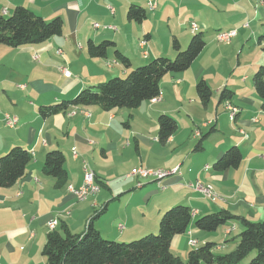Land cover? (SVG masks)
Wrapping results in <instances>:
<instances>
[{
  "label": "crops",
  "instance_id": "1",
  "mask_svg": "<svg viewBox=\"0 0 264 264\" xmlns=\"http://www.w3.org/2000/svg\"><path fill=\"white\" fill-rule=\"evenodd\" d=\"M238 4V0H0L4 17L17 7H26L47 22L63 21V35L45 43L21 48L0 45V157L16 146L33 157L26 175L13 187L0 190V264H47L42 251L51 233L48 224L56 219L54 231L66 227L73 234H83L92 221L104 238L131 242L159 231L166 211L186 205L193 222L172 242L173 253L183 261L206 243L216 244L217 255L237 248L240 226L202 232L195 227L201 217L227 210L253 222L264 221V112L250 84L259 66H251L245 75L249 63L242 66L238 61L236 76H224V58L234 46L239 49L245 44L250 30L243 27L242 18H234ZM132 6L145 10L142 23L128 20ZM222 19L227 23H221ZM213 27L218 28L216 36L238 30L231 49L216 45L215 37L208 39L188 71L163 78L158 99L136 110L105 111L90 106L50 118L40 115L41 106L71 100L106 78L125 77L158 57L174 58L175 40L183 49L192 36H205ZM89 41L115 43L131 67L126 69L116 60L114 49L105 59L91 58ZM63 68L71 73L69 78ZM201 79L213 91L207 108L196 92ZM223 88L234 92L229 104L239 110L235 121L226 104L220 105ZM163 114L179 125L165 144L158 135V119ZM6 115L18 119L14 128L6 124ZM128 121L129 128L124 125ZM208 133L204 149L197 150ZM233 146L241 150L242 164L216 172L213 164ZM54 150L66 158L68 182L63 188H56L55 180L43 172L45 156ZM86 166L94 171L101 189L78 202L69 188L82 186ZM138 168H179V173L160 181L129 176ZM197 181L213 186L217 198L209 200L189 187Z\"/></svg>",
  "mask_w": 264,
  "mask_h": 264
},
{
  "label": "trees",
  "instance_id": "2",
  "mask_svg": "<svg viewBox=\"0 0 264 264\" xmlns=\"http://www.w3.org/2000/svg\"><path fill=\"white\" fill-rule=\"evenodd\" d=\"M261 1L264 3V0ZM145 19L146 12L143 8H129V21L142 23ZM197 30L193 32L196 33ZM62 35L63 21L60 18L47 22L26 7H17L9 17L0 14V45L21 48L42 44ZM204 37V33L192 36L185 50L175 40L174 58L158 57L146 65L130 70L124 79L115 77L106 83L80 91L71 100L41 106L39 113L43 118H50L65 114L74 107L90 106H97L105 111L136 110L144 103L161 96L160 84L166 75L183 73L191 68L207 46ZM257 42L264 53V33L258 37ZM115 47V43L111 41L100 44L89 41L88 54L91 58L105 59L109 50L114 49L116 60L129 69L130 60ZM252 81L264 112V63L255 71ZM196 92L202 106L207 108L213 91L206 80L198 81ZM233 97L234 92L231 89L223 88L219 97L220 105L229 104ZM237 115L231 121H235ZM124 125L129 128L130 121ZM178 129V122L174 118L166 114L159 117L158 135L162 144ZM209 134L202 137L196 146L197 150L204 149L203 142ZM32 160L31 153L21 146L12 148L0 157V190L16 185L26 175ZM65 161V155L60 150L50 151L45 156L43 172L55 180L56 188L67 185ZM242 161L241 150L233 146L213 164V168L219 173L238 169ZM96 184L101 189L97 177ZM192 222V210L186 205H176L162 216L157 235H146L131 242H117L104 238L91 221L83 234H73L66 227H63L62 232L51 231L42 254L47 264H240L255 253L247 264H264V221L253 222L227 210L199 218L195 221V227L199 231L212 233L227 225L240 226L242 231L235 238L238 240L236 250L226 255H217L214 252L216 244L206 243L189 252L187 260L183 261L173 253L172 242L175 237L183 235Z\"/></svg>",
  "mask_w": 264,
  "mask_h": 264
},
{
  "label": "rangeland",
  "instance_id": "3",
  "mask_svg": "<svg viewBox=\"0 0 264 264\" xmlns=\"http://www.w3.org/2000/svg\"><path fill=\"white\" fill-rule=\"evenodd\" d=\"M239 4L238 7H236L234 18H242L241 23L243 24V27L245 29H250L248 32H246V35H248L245 44L242 46H239V49H236V47H233V50L229 57L226 55V58H224L223 66H224V76L227 77L226 79L230 77H235L238 70V61H240L241 65L244 66L245 63H249L247 65L248 68H245L246 70L244 73L245 75L251 70V66L256 67L262 65L264 63V53L262 51V47L258 44L257 39L260 35L264 33V3L261 0H238ZM226 17V16H224ZM227 17H229L227 15ZM262 19V22H261ZM223 21V22H222ZM221 23H227L225 19L221 20ZM218 31V28L213 27L210 29L208 34H205L206 43L209 42L211 37H215V44L218 46H223V48H229V44H220L216 39V33ZM236 32V35L238 33V30H233ZM255 32V33H254ZM254 33V34H253ZM239 34V33H238ZM235 35V37H236ZM209 39V40H208ZM188 45L183 48V50L187 49ZM240 49H243V51ZM228 57V58H227ZM235 69V70H234ZM240 71V70H239ZM123 79L126 78L122 77ZM112 79V78H110ZM109 78H106L105 81L101 83H106L110 80ZM237 79V78H235ZM250 84L254 87L252 77L250 79ZM128 110V109H125ZM137 170V169H136ZM133 170L131 174L134 172ZM156 171V170H155ZM130 174V175H131ZM128 177V176H127ZM95 195V194H94ZM92 196V195H91ZM77 200V199H76ZM78 201V200H77ZM79 202V201H78ZM239 230H241L239 228ZM239 231L237 230V234ZM158 231L154 233V235H157ZM142 239V238H141ZM255 253H252L246 260H244L240 264H247L248 261L254 257Z\"/></svg>",
  "mask_w": 264,
  "mask_h": 264
},
{
  "label": "built area",
  "instance_id": "4",
  "mask_svg": "<svg viewBox=\"0 0 264 264\" xmlns=\"http://www.w3.org/2000/svg\"><path fill=\"white\" fill-rule=\"evenodd\" d=\"M152 8H154V5L152 6ZM111 12H114V9H111ZM94 27L99 28V25L95 24ZM196 30H197V26L193 24L192 25V31H196ZM235 35H236L235 31L220 32L217 34L216 38H217V41L221 44H229L231 42V40L235 37ZM61 71H62L63 75L66 76L67 78H69L71 76V73L67 69L63 68ZM226 109L229 112L231 120H233L239 112V110L237 108L233 107L231 104H226ZM5 122L9 127L14 128L18 122V119L16 117L6 115L5 116ZM73 154H74V157L77 156L75 150H73ZM84 171H85L84 182H83L82 186H80L79 188H73V187L69 188L70 193L79 202L86 201L89 196L97 194L100 190V187L96 184V175H95L94 171L87 168V166L84 168ZM177 173H179V168H175L172 171H163V170H156L155 171V170H148L145 168H138L129 176H137L138 178H141L143 180L156 179V180L160 181V180H163L164 178L170 176L171 174H177ZM142 185H143L142 183H139L138 187H142ZM189 187L194 189V190L199 191L200 193H202L205 196V198H207L209 200L214 201L217 198V194H216L213 186H211V185H204L200 181H197L196 183L190 184ZM69 214L70 213H66L67 216ZM58 223L59 222L57 219L49 222L48 225H49L50 230L51 231L55 230ZM231 231H229V233ZM194 245H195V243L191 242V246H194Z\"/></svg>",
  "mask_w": 264,
  "mask_h": 264
}]
</instances>
